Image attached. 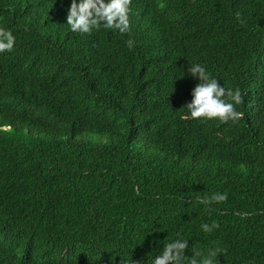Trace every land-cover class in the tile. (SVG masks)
I'll return each mask as SVG.
<instances>
[{"label":"trees","instance_id":"trees-1","mask_svg":"<svg viewBox=\"0 0 264 264\" xmlns=\"http://www.w3.org/2000/svg\"><path fill=\"white\" fill-rule=\"evenodd\" d=\"M70 4L0 0V264H152L178 232L264 264V0H132L125 35L72 32ZM195 63L241 120L181 119Z\"/></svg>","mask_w":264,"mask_h":264},{"label":"clouds","instance_id":"clouds-1","mask_svg":"<svg viewBox=\"0 0 264 264\" xmlns=\"http://www.w3.org/2000/svg\"><path fill=\"white\" fill-rule=\"evenodd\" d=\"M132 0H71L67 14V24L72 32L92 34L100 30L101 26L105 29L118 31L125 35L131 32L129 13L131 11ZM237 19L240 13H236ZM243 24L244 21L240 20ZM16 37L10 29L0 27V53L13 51ZM135 41L128 39L126 46L131 50ZM191 76L198 79V83L191 92L192 99L183 107L187 113L181 119H208L219 120L222 123L229 121L236 123L244 116L242 111L237 110V105L244 103V94L237 87L225 89L218 83V79L208 72L204 65L195 63L188 68ZM228 194L214 193L203 198L197 197V202L206 207L213 203H223L227 200ZM219 224L213 221L211 225L203 223L202 230L210 233L218 228ZM189 248L188 240L183 239L180 233L177 238L166 243L161 253L154 257L152 264H217L219 254H224L225 249L219 247L208 249L206 252L199 248L192 247V256L185 255V250ZM123 264V261H121ZM136 264V262H134Z\"/></svg>","mask_w":264,"mask_h":264}]
</instances>
